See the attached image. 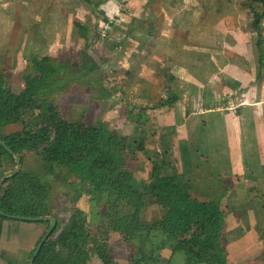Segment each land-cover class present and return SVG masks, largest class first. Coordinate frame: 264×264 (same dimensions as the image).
Returning <instances> with one entry per match:
<instances>
[{"label":"trees","instance_id":"obj_1","mask_svg":"<svg viewBox=\"0 0 264 264\" xmlns=\"http://www.w3.org/2000/svg\"><path fill=\"white\" fill-rule=\"evenodd\" d=\"M85 1L92 5L98 21L104 22L107 27L101 28L99 33L97 26L80 25V35L86 41V48L90 49L92 43L94 46L99 42L112 52L118 44L115 41L106 42L112 38L111 29L116 25L115 20H111L110 14L101 9V5L109 0ZM252 1L264 6V0ZM124 12L127 14V11ZM254 14V28L261 33L263 16L256 10ZM83 57V67L87 71L81 68V74H85L84 77L99 75L95 86H87L91 97L105 103L108 90L99 96L95 94L99 91L98 84H102L105 77L101 73L103 66L97 62L87 66L89 53L85 52ZM69 64L50 58L38 61L36 65L47 73L48 83L41 90L29 84L18 101L0 83V136L23 160L22 171L8 179L0 191V208L10 215L54 217L58 221L34 264H89L93 251L100 258L99 264H117L112 241L123 229L129 230L130 241L140 242L135 254L139 257H130L129 264H162L165 260L154 258L153 253L161 251V254H167L166 246L172 248L168 264H172L178 253L186 256L187 264H228L223 248L225 214L220 204L192 200L182 180L170 173L169 154H161L163 161L157 163L155 173L158 176L152 183L134 180L127 165L130 158L126 146L135 142L139 134L136 131L138 123L133 120L132 114H127L126 128L121 135L123 139L116 146L106 143L100 135H83L81 122L74 121L70 115L63 117L56 113L47 102H42L40 107L43 111L41 119L46 124L44 128L37 130L35 135L8 133L15 120L24 122L22 109H26L35 97H42L43 91H50L58 83L57 75L63 69H69ZM50 127L55 130L54 135ZM40 137L41 140L38 139ZM50 140L52 142L47 148L33 155L34 158L27 155L40 142L47 144ZM15 167V158L0 144V175ZM124 178L127 179L125 185ZM120 182L122 186H118ZM80 192H87L88 207L77 202L75 195ZM151 205L158 206L159 213L145 221L143 211ZM130 207L137 208L138 213V227L133 229H128ZM155 236L161 237L159 243L149 245L148 242ZM148 246H151V251ZM252 264H264V258Z\"/></svg>","mask_w":264,"mask_h":264},{"label":"rangeland","instance_id":"obj_2","mask_svg":"<svg viewBox=\"0 0 264 264\" xmlns=\"http://www.w3.org/2000/svg\"><path fill=\"white\" fill-rule=\"evenodd\" d=\"M185 1L188 3V6L192 4L198 5L199 3L205 5L209 2V6L215 5L213 3L215 0H109L105 3L106 5H101V9L109 13L111 20L114 19L116 24L111 29L112 38L106 42L109 44L115 41L118 44L111 52L108 48L102 47L99 42H96L94 46L92 43L90 49L86 48V41L80 35V25H89L91 28L92 26H97V31L100 33L101 28L105 27V23L98 21L96 12L93 13L92 11V5L88 4L85 0H0V15L6 20L4 28L7 33L11 32L13 34L12 37H4L6 44L0 47V83L5 84L6 81L11 84H19V86H16L18 88L17 92H14L9 86L6 87L7 90L5 89V91L13 95L18 101L20 100V96L28 90L29 84L34 89L41 90L43 85L48 83V76H44L47 73L42 74L43 70L36 64L44 58H50L55 62L65 61L71 63L67 66L69 69L65 68L60 71L62 73L57 75L58 83L50 91H43L42 97H35L31 100L34 104L31 102L30 105L26 106V109H22L24 122L17 120L19 123H16L17 121L15 120L9 126L8 133H33L35 135L37 130L44 128L43 126L46 124L41 119L43 111L40 109L42 102H47L48 106L54 107L56 113H60L63 117H69L70 115L74 121L81 122L80 131L83 135H100L102 140L106 143L111 142L114 146L123 139L121 135L126 128L125 120H127V114L129 113L134 116L133 120L138 123L136 125L137 130H134L139 132V127L142 128L146 122L150 124V128L145 125V130L151 129V126L153 127V115L149 114L151 119L146 117L147 110L143 109L141 97H131L135 93L130 94V89L127 92L130 85L123 83L130 81L131 78L135 82L136 79L134 80V76L130 77L132 74L130 70L121 71L120 64L122 63L126 67L132 66V63L127 61L130 55L136 56L135 54L139 51V56H144L142 48L146 45V42H151L154 38L155 40L160 38L162 40L168 39V31L172 28L179 29L183 34V28L186 27V23L180 20V15L182 13H184L183 17L188 15L187 12H184ZM227 1L234 5L227 4ZM5 2L7 4H4ZM222 2L224 4L221 13L225 16L224 22H213L212 26V23H208L207 18L203 24L207 32L218 29V39L222 41V47L228 45L225 48V52H227L229 59L232 61L228 62V67L231 70L230 73H233L238 78V81H240L237 88H240L242 84L246 85L245 81H249V85H246L247 89L243 91V95H240L242 98L240 100L236 99V102L249 103L244 95H247V90H253L250 97L254 94V103L258 104L255 106V108L257 107L256 110L253 109L252 113L257 116L256 111H258L259 105L264 103V6L252 0H222ZM56 5L59 7H56ZM124 10L127 11V14H125ZM254 10L263 16L261 20V33H258L253 25ZM77 23L79 26H77ZM189 25H192L191 22H189ZM199 25L200 23L197 22L193 27L199 28ZM230 30L233 32L239 30L241 33L232 34V32H229ZM162 32L165 34V37L160 36ZM172 36L170 35V44ZM226 40L229 42L227 43ZM232 42L237 43L239 46L235 48ZM2 44L3 40L0 39V46ZM8 44H10V48H8ZM173 47L178 48L176 50L178 51L182 47V43L176 41ZM47 50L49 52L48 55L46 54ZM85 52L89 53L90 56L86 62L87 66H89L88 63L92 64V62L101 63L103 66L101 73H104L105 77L102 84H98L99 91L95 94L99 96L108 90L109 92L106 94L108 97H106L105 103L92 99L91 91L88 88L90 85L95 86V82L99 81L96 77H99V75L92 74L84 77L85 74L82 75V72L79 71L81 68L87 71V68L83 67L85 65L83 57ZM182 57L183 55L181 54L180 58ZM219 58L221 65L225 61L222 57ZM143 61L148 60L144 57ZM167 62L171 64L169 61ZM209 64L212 68V62H209ZM210 65L208 66L210 67ZM220 65L218 64V66ZM168 73L170 80L172 73ZM224 75L226 76V74ZM244 77L246 79H240ZM174 84H177V82L174 81ZM180 87L178 86L177 88L176 86L177 91L172 88L176 95L181 93ZM225 87L227 86L225 85ZM227 88L229 90L223 92L225 100L223 107L226 106L225 104L229 96L235 95V91L232 88ZM145 89L151 90L148 87ZM87 103H89V110H87ZM153 112L155 118V110ZM260 116L263 115L260 114ZM72 118L70 119L72 120ZM256 120L258 125H252L253 127L251 126L252 128L245 133L251 144L247 142L245 144L247 146L254 145L255 147L257 145V149L252 154L247 148L246 154L248 152V154H251L260 162V160H264V117L260 119L257 117ZM155 129L156 131L151 129L156 132L154 134L147 132L146 139H152L157 134L160 135L159 129L157 127ZM50 131L52 135L55 134V130L51 127ZM124 134L129 136L132 132ZM38 139L41 140V137ZM164 141L163 137L157 142L159 151L154 154L153 150L149 148L144 151L138 149V142L126 144L130 158L127 164L130 173H133L134 170V166L130 162L131 160H135L136 153L139 158H144L145 160L153 156L151 159L155 162L157 161V163L163 161V158L160 159L161 154L167 153V155L169 154L167 161L171 162L170 149L161 150ZM51 142L52 140L47 142V144L40 142L27 155L34 158L35 156L33 155L39 154ZM254 146L253 148H255ZM157 163L152 165L150 169L147 179L149 182L137 179L136 177H133L134 180L152 183L158 176L155 173ZM32 164L35 163L32 162ZM261 177L262 179L260 180ZM253 179V184L257 185V192H260L258 186L261 184L260 182L264 183V173L256 176V178L253 177ZM122 180L125 185L127 179L124 178ZM122 185L121 182L118 183V186ZM85 193L87 192L77 193L75 197L80 205L88 207V196ZM56 194L63 195L64 193ZM146 211L144 210L143 212L145 221H147L145 217ZM153 211V208H151L148 213L150 214ZM137 214V208L130 207L128 229L138 227ZM23 223L30 224L28 222ZM128 231L127 229H123L112 241L117 264H129L130 257H139V255L135 254L140 242L130 241ZM160 238L155 236L148 244H158ZM148 249L151 251V246H148ZM165 250L168 253L164 255L158 251L153 253L154 258L165 260L162 264H168L167 258H169V251H172V248L166 246ZM93 255L96 260L91 264H99L100 259L95 251H93ZM185 261L186 256L178 253L173 264H186Z\"/></svg>","mask_w":264,"mask_h":264},{"label":"crops","instance_id":"obj_3","mask_svg":"<svg viewBox=\"0 0 264 264\" xmlns=\"http://www.w3.org/2000/svg\"><path fill=\"white\" fill-rule=\"evenodd\" d=\"M213 3L215 5L212 7L209 6L210 2L205 5L199 3L188 6L185 1L184 12L188 15L186 17H183L184 13L180 15V20L186 23L183 34L179 29L172 28L168 31V39L154 38L151 42H146L142 48L144 56H139V51L136 56L130 55L127 61L131 62L132 66L126 67L121 63L120 69L131 71L130 77L134 76L136 80L134 82L131 78L130 81L123 82L130 85L127 92L130 89V94L135 93L131 97H141L143 109L147 110L146 117L150 118L149 114L153 115V127H157L160 132V135L146 139L147 132L156 133L151 130L156 131L152 126L151 129L145 130V125L150 128V124L146 122L135 141L139 144L138 149L144 151L149 148L153 150V154L158 153L157 142L164 137L161 150L170 149L169 171L186 185L190 198L194 201L220 204L225 214L223 248L228 264H252L264 258V183L260 182L258 186L260 192L256 190L257 185L253 184V177L264 173V160L259 162L251 155L257 149V145L247 146L245 142L250 143V140L245 133L253 127L252 125H258L257 117L259 119L264 117V103L259 105L255 116L252 110H256L255 106L258 103H254V94L250 97L253 90H247V95H244L249 103L236 102V99L242 98L240 95L247 89L249 81H245L246 85L242 84L237 88L240 81L230 73L228 67V62L231 61L225 52L228 45L222 47V41L218 39V29L207 32L204 27L203 23L207 18L212 26L213 22H224L225 16L221 13L224 2L215 0ZM227 4L234 5L229 1ZM197 22L200 23V27L194 28ZM5 24L6 20L0 15V39L3 40L0 47L6 44L4 37L13 36L11 32L7 33ZM229 32L241 33L239 30ZM170 35H173L171 44ZM160 36L165 37V34L162 32ZM176 41L182 43L178 51H176L178 48L173 47ZM232 45L235 48L239 46L234 42ZM48 53L47 50L46 54ZM144 57L148 61H143ZM219 57L225 61L221 65ZM207 60L212 62V68ZM168 72L172 73L170 80ZM44 73L42 71V74ZM174 81L177 84H174ZM225 85L235 91V95L229 96L226 101V109L223 107L225 103L223 92L229 89ZM7 86L17 92L16 86L19 84L5 81L4 89ZM176 86L177 88L181 86V93L177 95L172 89L177 91ZM146 87L151 90H146ZM86 106L89 110V103ZM247 148L251 154L248 152L246 154ZM149 159L139 158L136 153L135 160L130 162L134 166L133 177L149 182L147 179L150 169L157 163ZM151 208L154 211L149 214ZM144 210H147L145 213L147 219L154 218L159 213L156 205ZM49 226L47 222L20 221L0 215V264H29ZM95 260L92 252V261L89 264ZM185 263L187 264L186 261Z\"/></svg>","mask_w":264,"mask_h":264},{"label":"water","instance_id":"obj_4","mask_svg":"<svg viewBox=\"0 0 264 264\" xmlns=\"http://www.w3.org/2000/svg\"><path fill=\"white\" fill-rule=\"evenodd\" d=\"M0 144L6 149V151L8 153H10L16 160V167L14 168V170L6 172L5 174H3L0 177V191L4 185V183L16 176L17 174H19L22 169H23V160L22 157L17 154L16 152H14L6 143L5 141L1 138L0 136ZM0 215L9 219H15V220H20V221H29V222H49L50 226L48 231L46 232V234L43 236V238L41 239L39 245L37 246V249L35 250L30 263L29 264H34L35 260L37 258V256L39 255L41 249L43 248V246L45 245L47 239L49 238V236L53 233V231L56 229L57 225H58V221L56 218L54 217H23V216H17V215H10V214H6L5 212H3L0 208Z\"/></svg>","mask_w":264,"mask_h":264},{"label":"built area","instance_id":"obj_5","mask_svg":"<svg viewBox=\"0 0 264 264\" xmlns=\"http://www.w3.org/2000/svg\"><path fill=\"white\" fill-rule=\"evenodd\" d=\"M105 28H107V27L105 26Z\"/></svg>","mask_w":264,"mask_h":264}]
</instances>
